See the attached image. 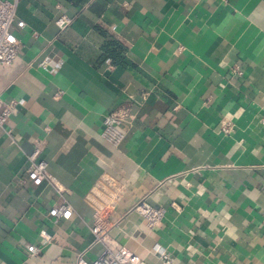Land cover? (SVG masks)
Returning <instances> with one entry per match:
<instances>
[{"label": "crops", "instance_id": "crops-1", "mask_svg": "<svg viewBox=\"0 0 264 264\" xmlns=\"http://www.w3.org/2000/svg\"><path fill=\"white\" fill-rule=\"evenodd\" d=\"M62 14L72 22L61 31ZM20 19L23 49L0 64V112L12 105L0 127V264H76L106 245L139 264H161L156 246L171 264H264V0H19ZM126 108L113 145L105 116ZM37 147L40 185L27 174ZM105 176L121 191L100 243ZM61 194L69 219L50 213ZM143 200L164 210L161 223L134 210Z\"/></svg>", "mask_w": 264, "mask_h": 264}, {"label": "built area", "instance_id": "built-area-1", "mask_svg": "<svg viewBox=\"0 0 264 264\" xmlns=\"http://www.w3.org/2000/svg\"><path fill=\"white\" fill-rule=\"evenodd\" d=\"M19 0H0V64H12L23 49V45L17 36V29L25 26L24 20H17ZM72 22V18L67 14H62L56 20L59 29L65 30ZM49 62L43 61L40 66L44 69H49ZM238 74L242 71L236 67L234 69ZM61 91L57 93V96ZM12 105H7L0 112V127H5L11 116ZM133 116L131 110L126 108L119 111H113L105 116V128L103 130V137L113 145H119L125 138L128 131V120ZM264 122V115H263ZM225 131L229 130L227 125H224ZM7 133L12 136V130L7 129ZM39 147L30 155L31 165L27 171L29 179L34 184L40 185L46 179H49L47 162L45 160H36L39 154ZM99 191L95 193L96 200L99 199V207L95 211V224L92 227L95 242H108L109 227L104 223V218L101 215L113 198L117 197L121 191L120 184L109 176H105L99 186ZM63 201L50 210L54 217L70 218L73 214V207L71 203L65 199L64 194H61ZM96 202V201H95ZM98 203V202H97ZM134 210L138 212L141 217L148 223L149 226L158 225L161 223L165 212L162 208H156L147 201H140ZM46 240L51 239V235L47 231H42ZM156 252L159 253L161 264H171V255L161 249L159 246L155 247ZM27 251L31 254H37L39 248L35 245H28ZM141 256L136 254L124 246L113 248L106 245L102 253L93 260H88L82 253H79L76 264H139Z\"/></svg>", "mask_w": 264, "mask_h": 264}, {"label": "trees", "instance_id": "trees-1", "mask_svg": "<svg viewBox=\"0 0 264 264\" xmlns=\"http://www.w3.org/2000/svg\"><path fill=\"white\" fill-rule=\"evenodd\" d=\"M106 52H107V56H112L113 54H114V52H112L111 50H109V49H106ZM112 57H114V56H112Z\"/></svg>", "mask_w": 264, "mask_h": 264}]
</instances>
